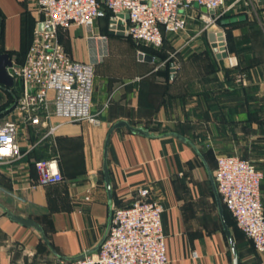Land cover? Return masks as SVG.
<instances>
[{
  "label": "crops",
  "instance_id": "obj_1",
  "mask_svg": "<svg viewBox=\"0 0 264 264\" xmlns=\"http://www.w3.org/2000/svg\"><path fill=\"white\" fill-rule=\"evenodd\" d=\"M185 14L186 30L165 34L164 51L177 54L162 59L167 68L153 65L151 55L152 62L137 58L128 64L127 74L106 67L122 60L111 55L124 48L116 39H126L110 35L109 17L94 26L97 36L108 38L103 45L82 27L60 32L59 40L74 60L96 64L92 114L98 124L64 122L45 102L33 112L38 125L18 104L0 118V124L16 123L21 151L0 162V204L35 220L50 244L0 209V264H76L99 250L111 206L103 176L104 146L119 121L154 134H181L200 150L212 173L217 157L237 156L264 174V0H225L223 12L215 15L194 5ZM40 20L37 0H0V54H9L13 66L24 62ZM219 32L225 58H218L210 40ZM17 84L20 99L23 84ZM11 102V95L0 89V112ZM53 159L64 181L42 184L35 164ZM108 167L113 210L130 206L139 189H148L149 198L163 207L168 264H233L206 169L190 145L172 136L149 139L114 129ZM261 202L264 209V179ZM231 218L232 223L226 221L240 264H264V254Z\"/></svg>",
  "mask_w": 264,
  "mask_h": 264
},
{
  "label": "built area",
  "instance_id": "obj_2",
  "mask_svg": "<svg viewBox=\"0 0 264 264\" xmlns=\"http://www.w3.org/2000/svg\"><path fill=\"white\" fill-rule=\"evenodd\" d=\"M37 5L41 15L39 26L43 27L35 29L24 62L11 69L14 78L23 84L17 104L29 114L32 125L40 123L33 112L41 102L51 103L53 115L64 122L96 125L98 120L92 114L96 64L74 60L60 42V32L72 26L82 27L91 40L103 45L108 38L97 36L94 26L97 20L109 17V32L122 33L137 44L160 49L165 34L186 30L185 12L192 6L216 14L223 12L225 0H37ZM120 14L128 20L120 19ZM120 26L123 30H118ZM20 153L17 125L5 120L0 124V162L17 158ZM35 168L42 184L64 181L55 159L39 161ZM213 176L224 208L255 250L264 254L263 172L237 156H219ZM149 197L148 189H139L130 206L114 209L99 250L76 264H168L163 207ZM192 256L196 258L197 254Z\"/></svg>",
  "mask_w": 264,
  "mask_h": 264
},
{
  "label": "water",
  "instance_id": "obj_3",
  "mask_svg": "<svg viewBox=\"0 0 264 264\" xmlns=\"http://www.w3.org/2000/svg\"><path fill=\"white\" fill-rule=\"evenodd\" d=\"M203 11L205 13H209L210 15H215V11H208L206 8H203ZM118 17L120 19H126L128 20L127 16H124L123 14L118 15ZM112 22H115V20H112ZM120 25L123 24L122 21L118 22ZM42 25L39 26L40 29H42ZM118 30H123V27L120 26L118 28ZM110 35H116L115 32L111 31ZM118 36H125L122 33L117 34ZM210 40L213 44V49L215 51V53H220L218 55V58H225L227 57L226 54V48H225V43H224V34L222 32H219L217 34H212L210 36ZM219 43V44H218ZM139 59L140 60H146L149 62L153 61L152 57L149 56H144L142 54H139ZM171 67H174V64H171ZM13 68V63L10 59L9 54L7 53H3L0 54V89L8 92L12 98H13V103H11L5 110H3L2 112H0V118L5 116L7 113H9L11 110H13L18 103V98L14 93L15 87H16V79L14 78V76L11 74V69ZM173 71V70H172ZM119 128H126L127 130H129L132 134L134 135H138V136H142L145 138H149V139H160V138H165V137H175L178 140H180L181 142L190 145L194 151L196 152L197 156L200 158V160L202 161L205 169H206V173L208 176V180L211 184L212 190H213V194L215 197V202H216V206H217V211H218V215L220 218V222L222 225V230L224 232V234L227 237L228 243L230 245L231 248V252H232V256H233V264H240L239 262V256H238V252H237V247H236V243L233 239L232 233L230 231V228L228 226V223L226 221V216H225V210L220 198V195L218 193L217 190V185L213 176L212 171L210 170L204 156L202 155V153L200 152V150H198V148L195 146V144L189 140L188 138L182 136L181 134H178L176 132H167V133H162V134H154L151 133L150 130L148 128H143V127H133L131 126L128 122L126 121H119L116 124H114V126L112 127V129L110 130L106 141H105V146H104V154H103V176H104V183H105V188L108 194V199H109V204H111L110 208H109V220H108V228H107V232L104 236V238L102 239V241L99 243L98 248L101 246V244L103 243V241L105 240L110 225H111V221H112V214H113V209H112V189H111V180H110V173H109V167H108V145H109V140H110V134L114 129H119ZM0 209L6 214V216L13 222L26 227V228H32L34 230H36L42 237V239L44 240V242L50 246L48 239L45 236L44 230L43 228L33 219L31 218H26L20 215H16L13 212H11L9 209H7L5 206H3L2 204H0Z\"/></svg>",
  "mask_w": 264,
  "mask_h": 264
},
{
  "label": "rangeland",
  "instance_id": "obj_4",
  "mask_svg": "<svg viewBox=\"0 0 264 264\" xmlns=\"http://www.w3.org/2000/svg\"><path fill=\"white\" fill-rule=\"evenodd\" d=\"M116 40L124 42L123 45H122V47H124V48H120V50L117 51L116 54L112 53L111 58L112 57H115V58L116 57H121L122 60L118 64L113 65V66L111 65V63H108V65L106 67H113L114 69H116L117 73H122V74L129 73L128 72V67H129L128 64H132L135 61L137 62V58H139V55H138L139 51L143 52L145 54V56L154 55L155 56L154 58H155L156 61L153 63V65L154 64H156V65L158 64L157 66H160V65L163 64V66H162L163 68H167L168 61L162 60V59H165L167 57L175 58L176 55H177L175 53V50H173V49L169 50L170 52H168V51L165 52L164 51V47H163V49H160V50L157 51L156 49L154 50V49L150 48L149 46H146V45H143V44H137L136 42H133L131 39L117 38ZM164 61H166V62H164ZM160 68H159V70H160ZM97 72L98 71L96 70L95 74H97ZM209 200L212 201V198L210 197ZM226 217H227L228 223L229 224L232 223V218H231L232 216L229 215V214H226ZM232 228H233V226H232Z\"/></svg>",
  "mask_w": 264,
  "mask_h": 264
},
{
  "label": "trees",
  "instance_id": "obj_5",
  "mask_svg": "<svg viewBox=\"0 0 264 264\" xmlns=\"http://www.w3.org/2000/svg\"><path fill=\"white\" fill-rule=\"evenodd\" d=\"M125 38H126V39H131V38H127V37H125ZM131 40H132V39H131ZM132 41H133V40H132ZM133 42H134V41H133ZM163 46H164V44H163ZM163 46H162V47H163ZM150 48H152V47H150ZM152 49H154V48H152ZM160 49H161V48H160ZM154 50H155V49H154ZM156 50H159V49H156ZM149 57H150V56H149ZM152 58H153V57H152ZM20 89H21V86H19V85L17 84L16 89L14 90V93H15V95L17 96L18 99H19V97H20V96H19V91H20ZM11 98H12V96H11ZM13 101H14V100H13V98H12V102H11V103H13ZM11 103H10V104H11ZM10 104H9V105H10ZM225 211L228 212L226 209H225ZM228 213H229V212H228ZM229 214H230V213H229ZM230 215H231V214H230Z\"/></svg>",
  "mask_w": 264,
  "mask_h": 264
}]
</instances>
